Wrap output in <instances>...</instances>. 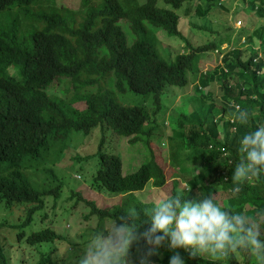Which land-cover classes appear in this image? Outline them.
Segmentation results:
<instances>
[{
    "label": "trees",
    "instance_id": "16d2710c",
    "mask_svg": "<svg viewBox=\"0 0 264 264\" xmlns=\"http://www.w3.org/2000/svg\"><path fill=\"white\" fill-rule=\"evenodd\" d=\"M188 1L80 0L73 11L81 13L80 21L74 23L60 16L57 0H0V264H24L23 260L54 264L52 250L65 239L46 221L71 214L78 205L88 210L83 218L96 217L95 233L132 210L141 230L148 226L144 210L157 202L142 201L137 193L148 183L165 188L167 181L171 190L165 197L183 193L190 200L204 192L229 214L247 217L264 238V213L256 214L264 209V175L235 192L237 185L231 179L240 160L241 137L264 126V25L248 33L246 28L253 21L238 19L243 25L239 32L248 46L225 53L224 65L202 74L201 56L220 50V45L210 41L194 47L181 33L184 25L180 21L191 9ZM194 2V14L199 17L221 6V0ZM246 2L251 14L264 18V0ZM121 19L130 22L131 43L119 25ZM204 28L211 30L210 26ZM157 30L182 40L186 44L183 51L171 57L161 47ZM192 75L199 78L198 95L189 101L190 110L175 113V126L169 129L167 144L163 141L172 146L167 162L176 169L168 180L169 171L156 159L154 144L163 138V131L155 118L163 114L166 93L174 87L186 89ZM54 80L56 88L52 87ZM211 81L217 83V90L203 93L201 86ZM60 84L65 92L59 91ZM127 94L137 97L133 104L121 102L120 97ZM74 95L77 97L70 99ZM73 99L85 107H74ZM237 107L248 111L246 124L225 118ZM91 137H95V148L83 153L85 138ZM126 137H132L131 143L141 142L148 159L124 173L117 147ZM70 159L94 160L91 188L121 194L120 202L104 208L74 187L65 192V179L56 169ZM192 167L203 171L196 175ZM178 179L185 182L181 189ZM218 192L227 197L218 198ZM48 204L50 212L45 210ZM16 209L22 215L17 222L8 223ZM4 228L15 233L17 244L34 247L35 263L25 258L10 262L7 243L13 242L5 241ZM131 253L136 261L135 248ZM170 254L162 248L160 256L153 258L155 264H167ZM189 264L256 261L237 250L219 261L202 254Z\"/></svg>",
    "mask_w": 264,
    "mask_h": 264
},
{
    "label": "rangeland",
    "instance_id": "374dc122",
    "mask_svg": "<svg viewBox=\"0 0 264 264\" xmlns=\"http://www.w3.org/2000/svg\"><path fill=\"white\" fill-rule=\"evenodd\" d=\"M58 9L60 11V16L69 21H74V23L79 22L81 13L74 12L77 11L80 5V0H57ZM197 2L194 0H189L188 5L191 6L190 13H187L184 16V19H181L180 24H183L184 27L181 29V33L189 40L190 44L194 47L205 45V43L214 42L215 45H220V50H211L203 53L200 58L199 67L202 74L212 73L218 66L224 65L223 56L225 53L229 52L234 48L247 47V43H244L245 36L240 34V27L243 25L237 21L238 19L242 21H247L248 19L252 22V25L247 29L248 33H253L254 29L259 25H264V18H257L255 14L250 13V9L246 6V0H221L220 7H213L208 11L206 16L199 17L197 14H194V7ZM243 8V9H242ZM67 9V10H65ZM241 9V10H240ZM50 13H54L51 9H48ZM249 14H251L249 17ZM195 24H201V27H196ZM122 30L125 32L127 41L131 43L134 40V35L130 29V22L121 19L119 22ZM204 25L210 26L211 30L208 31V28H204ZM212 26V27H211ZM153 29V28H152ZM158 40L160 41L161 47L164 50H168L171 54V57H174L176 54L183 51L185 43L176 39V37L166 36L162 30L156 31ZM209 34V35H207ZM253 47L256 48L253 44ZM199 78H195L194 75L191 76V83L186 89L176 88L170 89L165 96V106L163 109V114L155 118L156 123L159 124L160 130L163 131V138L159 137L154 144L156 148V159L158 164L163 167L165 172H168V180L172 172L176 171L173 167L169 166L167 162L168 149L172 146H167V140L169 137V129L175 126L176 115L175 113L181 111L182 109L190 110L191 103L189 101L191 98L198 95L195 92V86L199 85ZM55 81V80H54ZM52 84V87L56 88L58 82L55 81V84ZM201 91L206 93L207 90L216 91L217 83L212 82L204 87L201 86ZM60 92H65L62 84L58 87ZM77 96H71L75 98ZM137 99L136 96L132 94H127L124 97H120L123 104H133ZM73 106L79 109L85 107V103L80 102L79 100L73 99ZM169 133V134H168ZM168 135V136H167ZM132 137H126L119 140L118 150L121 153L122 168L123 172H131L134 169L138 168L143 161L148 159L147 152L143 147L141 142L131 143L130 139ZM79 142V139L77 138ZM85 145L87 149L83 150V153H89L92 148H95V137L91 139L85 138ZM81 154V153H80ZM78 153V155H80ZM96 167L94 160H66L63 164H59L56 171L57 173L65 179L66 187L65 192L69 191L71 187H74L78 191L82 192V196L93 200L99 207H111L112 205L119 203L122 199L121 194L109 193L107 191L98 192L91 188L92 175L95 173ZM177 179V178H176ZM178 188L181 189L185 186V182L181 179H178ZM167 187L156 188L148 183L146 187L139 193L137 197L142 201H153L158 202L159 199L165 198L166 195H169L171 190V184H168ZM215 196L218 198H225L227 194L218 192ZM51 204L45 206V210L50 212ZM70 207L71 203L66 204ZM56 212H60L59 206L55 207ZM88 213V210L84 208V205H78L73 208L71 214H65V216L56 218L49 217L46 221L47 224H52L55 230L60 233L64 241H59L56 243L55 249L52 250L51 258L54 264H72L78 261V258L83 255L84 250L91 241L95 229L97 227L96 217H91L90 220H86L84 217ZM3 214L2 208H0V219ZM22 215V210L16 209L13 215H10L7 218L8 223H15L18 221V217ZM110 224V222L105 223V229ZM5 241L9 240L13 243H7L8 246V258L10 262L13 263L15 260L19 259H28L30 263H35L37 261L36 250L34 247L29 246L28 244H17L15 239V233L11 231L10 228L3 229ZM207 255V254H205ZM24 264H29L23 260ZM49 264V263H48ZM132 264H136V261L133 260Z\"/></svg>",
    "mask_w": 264,
    "mask_h": 264
},
{
    "label": "clouds",
    "instance_id": "9594fccd",
    "mask_svg": "<svg viewBox=\"0 0 264 264\" xmlns=\"http://www.w3.org/2000/svg\"><path fill=\"white\" fill-rule=\"evenodd\" d=\"M226 119L246 124L247 110L237 107L225 114ZM240 160L232 169L231 179L239 187L264 175V126L245 133L239 141ZM197 175L203 169L193 168ZM183 193L159 199L145 209L148 226L138 230L135 210L112 219L106 229L98 230L87 245L77 264H132L131 249L135 248L136 264H155L161 249L171 254L167 264H189L202 254L214 260L241 251L255 257L256 264H264V238L244 215L222 208L204 192L192 199ZM264 209L257 211V216Z\"/></svg>",
    "mask_w": 264,
    "mask_h": 264
}]
</instances>
